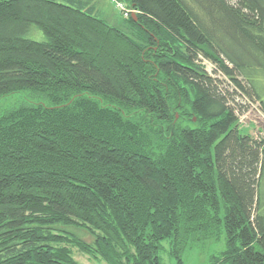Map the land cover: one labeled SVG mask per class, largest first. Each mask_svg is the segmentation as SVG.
<instances>
[{
    "label": "trees",
    "instance_id": "trees-1",
    "mask_svg": "<svg viewBox=\"0 0 264 264\" xmlns=\"http://www.w3.org/2000/svg\"><path fill=\"white\" fill-rule=\"evenodd\" d=\"M121 1L133 33L87 0H0V96L28 91L0 109V264H78L72 245L163 264L165 239L183 264L189 241L221 234L210 264H264V135L241 131L201 62L241 93L244 73L264 111L249 77L264 68V0Z\"/></svg>",
    "mask_w": 264,
    "mask_h": 264
},
{
    "label": "rangeland",
    "instance_id": "rangeland-1",
    "mask_svg": "<svg viewBox=\"0 0 264 264\" xmlns=\"http://www.w3.org/2000/svg\"><path fill=\"white\" fill-rule=\"evenodd\" d=\"M87 1H89L91 4H94L99 14L106 18L108 22L115 25L120 24V26H123L125 29H127V31L133 33V30L130 29L129 26L126 27L124 25V23L128 24V19L126 17H129L130 13L132 12L131 10L128 15L124 14L125 10L123 8L121 9L118 3L120 1L123 3V6H126L124 2L121 0ZM188 2L192 3L194 7H197L199 10H201L200 5L195 0H188ZM205 22L208 26L216 30L217 36L224 39L226 46L231 50V53L235 57L247 56V53L242 47L236 46V42L231 38L230 33L224 28V20L215 19V21L212 22L211 19L206 18ZM30 35L36 38H41L43 37V31L40 28H36ZM201 62L205 65L210 73H212L214 76H217L218 80L224 82L223 84L228 88L227 94L229 98L232 99L231 105L235 109L236 115L238 117L237 122L241 131L250 133L255 137H262L264 135V111L260 105L262 102L259 100V97H252L249 94L250 92H253V89L250 87V81L245 77V74L239 72L238 70H235L234 73V76L244 82V85L247 89V91L241 93V90L237 88V85L230 76L222 73L221 71L213 70L214 63L209 58L201 57ZM228 64L232 66L231 63ZM249 77L256 86H260V88H262L261 86H264V68L262 66H256L253 74H251ZM25 93H28V91L20 90L19 92H14L6 96H0V109L10 104L19 102L24 98ZM262 97H264V93H262ZM194 117L196 118L195 115H193V118ZM71 229L75 230L86 241H93V235H91L87 230L76 227ZM162 243L163 247L161 248V255L163 258V264H174L175 259L169 253V240L165 239ZM224 248L225 237L223 234H221V237L219 238L210 237L203 238L201 240H191L188 242L182 252L183 264H210L211 257L214 255H220V252ZM72 255L77 260L78 264H107V262L100 257L90 255L75 245H72Z\"/></svg>",
    "mask_w": 264,
    "mask_h": 264
},
{
    "label": "built area",
    "instance_id": "built-area-1",
    "mask_svg": "<svg viewBox=\"0 0 264 264\" xmlns=\"http://www.w3.org/2000/svg\"><path fill=\"white\" fill-rule=\"evenodd\" d=\"M119 3V5H120V7H121V9L123 8L125 11H124V14L125 15H128L129 14V12L132 10V8L131 7H129V6H123V3H121L120 1L118 2Z\"/></svg>",
    "mask_w": 264,
    "mask_h": 264
},
{
    "label": "water",
    "instance_id": "water-1",
    "mask_svg": "<svg viewBox=\"0 0 264 264\" xmlns=\"http://www.w3.org/2000/svg\"><path fill=\"white\" fill-rule=\"evenodd\" d=\"M133 14H134V16H135V13H133ZM135 19H136V16H135ZM195 119H196V118L194 117L193 120H195Z\"/></svg>",
    "mask_w": 264,
    "mask_h": 264
}]
</instances>
